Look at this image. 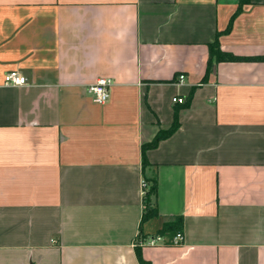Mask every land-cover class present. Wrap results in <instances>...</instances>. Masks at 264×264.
Instances as JSON below:
<instances>
[{"label": "crops", "instance_id": "0c3cea01", "mask_svg": "<svg viewBox=\"0 0 264 264\" xmlns=\"http://www.w3.org/2000/svg\"><path fill=\"white\" fill-rule=\"evenodd\" d=\"M238 5L0 0V264H139L137 237L175 216L180 244L138 245L151 264H264V60L207 72L215 39L264 57V0ZM11 70L27 83L5 85Z\"/></svg>", "mask_w": 264, "mask_h": 264}, {"label": "trees", "instance_id": "16d2710c", "mask_svg": "<svg viewBox=\"0 0 264 264\" xmlns=\"http://www.w3.org/2000/svg\"><path fill=\"white\" fill-rule=\"evenodd\" d=\"M249 0H239V5L236 13L239 12L240 7L242 4L248 2ZM235 13V14H236ZM232 19L229 22L228 27L225 31H228L231 26ZM249 60H264V57L262 56H256V57H246V56H238L234 55L230 52L222 51L219 47L218 40L215 39L211 44H209V59H208V65H207V72H210L214 62L219 61H249ZM192 95V89L190 90L187 102H182L183 106L186 105L189 102V98ZM179 126V120H178V109H174L173 111V120L168 128H160L153 139L149 142H146L141 145V166L144 169L146 166H148L150 163L148 162L145 152L147 149L154 148L157 146L160 140L170 136ZM144 182L146 183V186L143 187V203H144V211L141 216V222H144L145 220H148L154 216L157 215V211L155 207L151 204V198L156 194V180L154 178L152 179H144ZM182 229V217L181 216H175L171 220H167L163 223L161 229L156 234H160L166 237L167 242L177 233L180 232ZM135 253L137 256V259L139 261V264H151L149 261L143 259L141 255V249L137 245L135 248Z\"/></svg>", "mask_w": 264, "mask_h": 264}, {"label": "built area", "instance_id": "2783aa9c", "mask_svg": "<svg viewBox=\"0 0 264 264\" xmlns=\"http://www.w3.org/2000/svg\"><path fill=\"white\" fill-rule=\"evenodd\" d=\"M184 79L183 74L178 75V81L181 82ZM3 83L5 85H24L27 83V78L24 75H21L15 70L8 71L3 75ZM110 85L111 81L109 78L100 77L96 79L92 84L88 85L87 92L89 93L92 101L97 104H104L108 101L110 96ZM172 101L176 103H182L183 98L174 96ZM142 186H146V183L143 181ZM183 240L182 232H177L170 240L167 242L165 236L160 234H153L146 237H137L135 244L139 246L148 245L156 246L163 243H170L173 245L180 244Z\"/></svg>", "mask_w": 264, "mask_h": 264}]
</instances>
